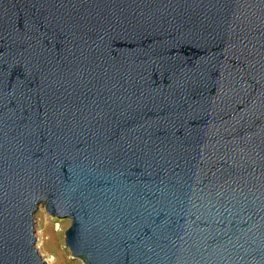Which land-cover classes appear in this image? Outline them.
I'll return each mask as SVG.
<instances>
[{
	"label": "water",
	"instance_id": "obj_1",
	"mask_svg": "<svg viewBox=\"0 0 264 264\" xmlns=\"http://www.w3.org/2000/svg\"><path fill=\"white\" fill-rule=\"evenodd\" d=\"M264 264V0H0V264Z\"/></svg>",
	"mask_w": 264,
	"mask_h": 264
},
{
	"label": "rangeland",
	"instance_id": "obj_2",
	"mask_svg": "<svg viewBox=\"0 0 264 264\" xmlns=\"http://www.w3.org/2000/svg\"><path fill=\"white\" fill-rule=\"evenodd\" d=\"M70 221L49 216L42 206L34 214L35 249L45 264H82L65 248L64 233Z\"/></svg>",
	"mask_w": 264,
	"mask_h": 264
}]
</instances>
